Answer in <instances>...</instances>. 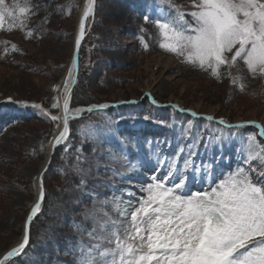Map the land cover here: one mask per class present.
<instances>
[{
	"label": "rangeland",
	"instance_id": "rangeland-1",
	"mask_svg": "<svg viewBox=\"0 0 264 264\" xmlns=\"http://www.w3.org/2000/svg\"><path fill=\"white\" fill-rule=\"evenodd\" d=\"M59 1L49 5L46 18L52 23L48 26L38 24L40 16L30 17L31 22H36L32 27H45L43 34L36 30L31 44L26 42L24 30L7 31V20L5 30H0V254L11 250L22 236L36 197V177L53 134L57 133L55 125L32 108H23L31 115L30 121L16 123L10 129L4 127L10 121L7 105L20 107L8 102L9 97L17 102L42 103L50 110L53 98L60 93L56 89L59 86L61 90L73 61L77 15L86 0H76L75 7L68 11L69 0ZM119 1L96 0L94 15L87 22L89 38L83 62L88 71L87 93L94 103L73 107L72 98L70 101L72 109L108 104L112 110L95 117L83 114L70 123L69 150L63 146L55 150V164L51 161L44 178L48 198L34 224L32 242L20 261L11 264H77L78 253L73 248L80 242L85 246L102 242L100 238L109 235L113 222L127 223L114 207L116 200H120L121 208L126 207L125 189L139 196L154 174L163 178L168 164L173 160L180 163L173 153L178 145L189 142L182 139L188 135L185 129H190L193 137H215L214 144L223 137L232 148L242 145L244 134L253 130L251 126L230 130L187 113L223 118L233 125L248 121L264 124V77H253L240 64L231 71L243 79L233 85L229 78L217 80L209 72L185 64L158 46L159 30H148L144 21H136L129 13L130 18ZM173 2L183 10H192L191 0ZM7 3L11 5L13 0ZM150 8L155 18L168 17L160 1ZM13 44L20 57L11 62L6 60L5 50ZM240 83L244 84L243 90ZM213 85L220 86L210 92L215 98L205 93ZM37 95L39 98H32ZM210 98L221 103L213 105ZM167 105H177L185 111L178 112ZM81 147L82 152L75 150ZM199 152H204L203 147ZM226 156L230 160H223L218 170L227 171L229 163L236 167L238 157L232 149H226ZM157 159L161 171L154 167ZM141 160L151 163L139 168ZM252 163L258 166V161ZM206 187L207 184L195 183L190 190L202 191ZM93 230L95 238L89 235Z\"/></svg>",
	"mask_w": 264,
	"mask_h": 264
},
{
	"label": "snow or ice",
	"instance_id": "snow-or-ice-1",
	"mask_svg": "<svg viewBox=\"0 0 264 264\" xmlns=\"http://www.w3.org/2000/svg\"><path fill=\"white\" fill-rule=\"evenodd\" d=\"M161 3L170 10L166 19L153 20L159 30L158 46L162 50L193 68L209 72L214 79L229 78L233 85L243 79L233 76L231 71L240 64L253 77H264V0H191V11L183 10L173 0H161ZM94 7L95 0H87L75 41L77 50L85 34V23L94 15ZM38 8L31 0L22 3L13 0L11 5L7 0H0V30H5L7 20V31L24 30L25 38L33 37L37 33L29 27L30 17ZM150 19L149 15L144 16L145 22ZM144 47L148 45L145 43ZM11 50L19 51L14 44ZM77 67L78 51L77 59L72 61V68ZM75 79L76 75L70 71L64 83L62 103L53 98L51 110L59 114H52L41 103L8 98V102L20 107L38 110L55 125L58 135L53 134L51 141L54 151L60 146L69 150L70 120L80 118L83 111L110 107L100 104L87 109L70 108V85ZM239 88L243 90L244 84L240 83ZM56 90L60 91L59 86ZM152 103L155 104L154 99ZM167 107L185 111L177 105ZM187 114L230 130L251 126L253 132L244 134L243 144L232 148L223 137L214 144L215 137H193L191 130L185 129L188 135L182 139L187 138L189 142L178 145L173 153L180 163L173 160L168 164L163 178L154 174L139 196L125 189L126 207L121 208L120 200L115 201L114 207L127 223L113 222L109 235L100 238L102 242L87 246L80 242L73 248L78 253L77 264H264V124L248 121L233 125L223 118L215 120L211 115ZM235 143L233 140L232 144ZM200 147L203 153L199 152ZM226 149H232L238 157L237 165L232 168L229 163L227 171L218 170L223 160H230ZM75 150L82 152V147ZM253 161H258V166H253ZM149 163L141 160L138 167ZM159 163L157 159L156 171L162 170ZM43 177L41 173L37 178L39 197L27 216L22 242L8 251L0 264H11L30 244L31 223L40 214L46 198ZM121 178L125 177L121 174ZM195 183L207 184V187L193 192L190 185ZM89 235L95 238V230Z\"/></svg>",
	"mask_w": 264,
	"mask_h": 264
},
{
	"label": "trees",
	"instance_id": "trees-1",
	"mask_svg": "<svg viewBox=\"0 0 264 264\" xmlns=\"http://www.w3.org/2000/svg\"><path fill=\"white\" fill-rule=\"evenodd\" d=\"M58 1L59 0H41V1L34 0L32 4H34V5L38 4L39 8L38 9H34L33 11L36 14H31V16H40V22L38 24L41 23V24H44L45 27L48 26L50 24V22L52 23L51 20H48L46 18V15L48 14V9H50L49 5H50V3L53 4V3H57ZM64 1L60 0L59 2L60 3H64ZM155 1L156 0H120L119 1V5H122L123 7H125L126 14L130 18H131V15H133L135 17L136 21H139V22L144 21L145 22L144 16L145 15H149L150 17H152V19H150L148 22H145L147 24V26L150 27V28H148V30H151V29L158 30L156 28L155 24L153 23V20H154L153 15L154 14H153V12H152V10L150 8L151 5H153ZM67 3H68L67 4V8H66L67 11L68 10H72L75 7L74 4H76V0H69ZM31 21L32 20H30L29 27L31 29L37 30V32L39 34L42 33L41 31L45 27L42 28L41 30H38V25L35 26V27L31 26V24L36 23V22H31ZM13 31H15V30H13ZM88 38H89V36L87 35L86 38L84 39L83 43L81 44V47H80L78 80H77V84L74 87V90H73V93H72V106L73 107L88 106V105L94 103V102L89 100L90 97H89V94L87 93L86 84H85L86 80H88V71L86 70V68H84L83 59H84V48H85V44H86V41L88 40ZM33 41H34V38L31 37V38H28L26 42L31 44ZM19 57L20 56H18V53L17 52H15V53L12 52L11 48H7L5 50V58H6V60L12 62L15 59H18ZM219 87L220 86H218V85L210 86V88H209L210 91L209 92L207 91L205 93L208 96H210L212 98H215L214 96L210 95V92H213L214 90H216ZM40 97H41V95H40ZM32 98H39V95H37V97L34 96ZM211 101H214V102H211V104H213V105H217V104L221 103V100L219 101V100H212L211 99ZM90 115L95 117L97 115H100V113H93V114H90ZM30 120H31L30 117H26L23 120H19V121L13 122V123L9 124L8 129H10L16 123L19 124V123H22V122H28ZM84 121H82V123H84ZM57 156L58 155H57V152H56L55 155L52 158V163H51L52 165L55 164V159L57 158ZM50 167H51V165H50ZM47 198L48 197L46 195L45 202H47ZM40 217H41V215L38 218L40 219ZM37 219L32 223V226H31V229H30V240H31V242H32V237H33L34 224H35V222H37ZM18 261H20V260L19 259L15 260L12 263H15V262H18Z\"/></svg>",
	"mask_w": 264,
	"mask_h": 264
},
{
	"label": "bare ground",
	"instance_id": "bare-ground-1",
	"mask_svg": "<svg viewBox=\"0 0 264 264\" xmlns=\"http://www.w3.org/2000/svg\"><path fill=\"white\" fill-rule=\"evenodd\" d=\"M86 4H87V0L85 1V4H84V6L81 8V10L78 12V15H77V34H76V39H77V37H78V35H79V24H80V20H81V18H82V16H83V11H84V9H85V6H86ZM76 39H75V41H76ZM76 46V45H75ZM70 71H72L75 75H76V69H73L72 68V63H71V65H70V67H69V69H68V72H67V74H66V76H65V78H64V81H63V86L61 87V90H60V93H59V95H58V97H57V99H59L60 100V102L62 103V99H63V97H62V92H63V87H64V83H65V81L68 79V74H69V72ZM74 83H72L71 85H70V89L72 88V85H73ZM42 104V103H41ZM70 108H71V106H70ZM45 109V108H44ZM79 109H81V108H79ZM46 110H49V109H47L46 108ZM51 110V109H50ZM111 110V109H110ZM52 111H54V110H51V112ZM55 113V112H54ZM52 114H53V112H52ZM70 122H71V120H70ZM57 135H58V132L56 133ZM80 140V139H79ZM53 148H52V146H51V144H50V146H49V148L46 150V152H45V154H44V161H43V163H42V165H41V168H40V170H39V174H38V176L36 177V184H35V189H36V197H35V201H34V204H33V206L35 205V203L37 202V200H38V197H39V182H38V180H37V178L41 175V173H44V177H45V175H46V173L47 172H49V167H50V163H51V161H52V154H53ZM45 170H47V172H45ZM149 172V171H148ZM131 173V172H130ZM134 173V172H133ZM144 174V173H143ZM142 175V174H141ZM131 176V175H130ZM44 177H43V180H44ZM132 177V176H131ZM142 180V179H141ZM147 180V179H146ZM26 222V221H25ZM25 226V225H24ZM23 235H24V229H23V233H22V236H21V238L18 240V242L12 247V248H14V247H17L18 246V244L20 243V242H22V238H23ZM12 248H10V249H12ZM8 252V251H7ZM7 252H5V253H2V254H0V259H2V257L5 255V254H7Z\"/></svg>",
	"mask_w": 264,
	"mask_h": 264
},
{
	"label": "water",
	"instance_id": "water-1",
	"mask_svg": "<svg viewBox=\"0 0 264 264\" xmlns=\"http://www.w3.org/2000/svg\"><path fill=\"white\" fill-rule=\"evenodd\" d=\"M95 3H96V0H95ZM95 8V7H94ZM85 26H86V23H85ZM85 36H86V32H85V34H84V37H83V39H82V41H81V43L83 42V40H84V38H85ZM80 49V48H79ZM77 51H78V67H79V50H77L76 49V46H75V51H74V58H73V60L74 59H77ZM78 67L76 68V79H75V81H74V84L72 85V88H71V91H70V95L72 96V92H73V89H74V87H75V85H76V82H77V77H78ZM84 112H87V111H83V113ZM54 152L55 151H53V154H54ZM53 154H52V156H53ZM47 172V171H46ZM43 183H44V180H43ZM10 251V250H9ZM6 255V254H5ZM4 255V256H5ZM3 256V257H4ZM3 257H2V259H3ZM19 257V256H18Z\"/></svg>",
	"mask_w": 264,
	"mask_h": 264
}]
</instances>
